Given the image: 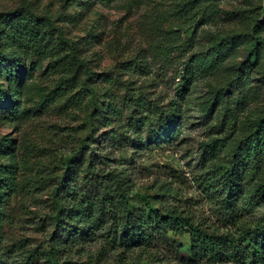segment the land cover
Wrapping results in <instances>:
<instances>
[{
	"label": "rangeland",
	"instance_id": "1",
	"mask_svg": "<svg viewBox=\"0 0 264 264\" xmlns=\"http://www.w3.org/2000/svg\"><path fill=\"white\" fill-rule=\"evenodd\" d=\"M183 1L0 0L1 14L33 20L0 16V109L17 105L11 119L0 115V144L12 139L0 147V246L24 238L47 245L53 225L40 224L49 183L81 147L125 164L138 190H172L179 208L211 229L222 226L226 212L205 182L213 168L235 160L242 137L258 132L264 142V28L257 26L264 25V0H204L186 13L176 7ZM220 37L227 53L209 68L197 63L183 88L186 56L198 61ZM165 44L173 45L168 60L158 49ZM129 95L159 108L174 103L170 129L149 139L146 123L123 110ZM259 184L263 190L264 163L252 185H243L238 208ZM263 217L264 201L252 203L235 227L253 230ZM81 245L83 253L70 255L85 259L98 247ZM7 259L25 264L20 252Z\"/></svg>",
	"mask_w": 264,
	"mask_h": 264
},
{
	"label": "trees",
	"instance_id": "2",
	"mask_svg": "<svg viewBox=\"0 0 264 264\" xmlns=\"http://www.w3.org/2000/svg\"><path fill=\"white\" fill-rule=\"evenodd\" d=\"M202 1L184 0L176 7L186 13L192 3ZM0 16L7 19L17 16L20 22L25 15L18 16L12 11ZM25 17L28 23L33 21ZM257 26L264 28V25ZM224 39L220 37L209 51L198 54L196 62L193 54L186 56L183 88L189 86L188 78L197 63L209 68L227 53ZM172 47L170 44L164 48L159 46V54L168 60ZM17 61L15 58L13 67L19 66ZM5 91L6 87L0 88L1 99ZM218 100L215 93L209 106L213 107ZM173 104L159 108L151 102H138L129 95L122 107L137 125L146 123V133L151 139L162 130L170 129L169 123L175 119ZM15 109L17 105L8 101L1 107L0 115L11 119L10 112ZM260 138L258 132L242 137L233 151L235 160L213 168L215 175L205 182L207 188L216 191L227 215L222 226L220 223L213 229L179 208L172 190L159 194L142 192L126 175L125 164H117L107 156L94 158L92 152L86 155L81 147L65 158V169L57 180L49 183L52 195L49 213L40 224L43 229L53 225L47 245L30 246L31 238L2 245L0 264H10L7 257L16 252L22 254L25 264H264V217L253 230L235 227L245 206L264 201V188L259 184L251 196L253 200L241 208L236 206L243 196V187L252 185L264 163V142ZM253 141L256 143L252 144ZM11 142L12 139H7L4 144ZM115 145L120 147L118 142ZM239 157L242 160L238 164ZM43 183L36 180L35 189ZM4 185L11 193V185L8 182ZM85 243H97L96 253H86L85 259L70 255V250L83 253L81 244Z\"/></svg>",
	"mask_w": 264,
	"mask_h": 264
}]
</instances>
